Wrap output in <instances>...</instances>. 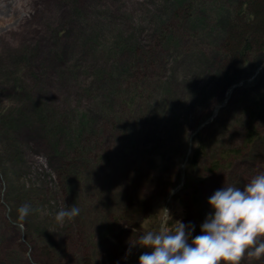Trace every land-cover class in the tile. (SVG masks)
I'll return each instance as SVG.
<instances>
[{
	"label": "rangeland",
	"instance_id": "rangeland-1",
	"mask_svg": "<svg viewBox=\"0 0 264 264\" xmlns=\"http://www.w3.org/2000/svg\"><path fill=\"white\" fill-rule=\"evenodd\" d=\"M217 1L231 5L226 0H192V10L186 2L174 8L173 0H0V264H39L36 254L47 247L32 249L37 245L32 240L41 227L69 246L67 251L82 253L79 240L72 247L69 236L85 232L87 222L96 227V212L83 203L77 221L60 222L56 215L70 206L76 191L69 157L74 160L90 144H95V152L113 156L130 141L123 127H132L136 144L160 148L154 155L147 153V168L157 169L154 166L165 160L178 164L184 142L170 125L163 126L170 123V104L177 123L188 124L189 136L207 119L199 129L207 143L206 157L197 170L203 178L197 186L203 221L213 211L208 198L216 190L225 184L243 190L254 175L264 173V106L252 122L260 134L251 142L244 140L235 106L264 88V68L257 66L249 77L260 76L253 86L244 87L240 80L226 91L222 80L233 67L222 61L228 52L220 49L221 31L215 29ZM199 7L209 9L203 13ZM199 15L204 17L203 28L192 29L189 19ZM168 35L179 40L178 48L167 43ZM129 41L136 42L134 50L124 47ZM141 52L151 54L158 67L133 64L145 78L135 89L134 77L123 80L122 73L111 70L132 64L133 56L144 61ZM219 69L220 78L214 77ZM170 84L175 94L164 90ZM226 95L230 106L217 119L210 117L215 101ZM81 123L92 130L84 128L85 148L63 154ZM223 143L241 150L230 165L217 156ZM215 159L217 167H211ZM81 165L88 167L86 162ZM92 189L85 182L76 194L88 199ZM109 190L116 191L114 183ZM91 193L98 196L97 191ZM63 227L68 234H57ZM240 264H264V254L256 258L246 253Z\"/></svg>",
	"mask_w": 264,
	"mask_h": 264
},
{
	"label": "trees",
	"instance_id": "trees-1",
	"mask_svg": "<svg viewBox=\"0 0 264 264\" xmlns=\"http://www.w3.org/2000/svg\"><path fill=\"white\" fill-rule=\"evenodd\" d=\"M228 1L231 4L229 6L223 3L220 4L217 1L216 5H219L214 10L217 19L215 29L217 28L221 31L220 38L222 37V41L219 44L220 49L222 50L223 48L228 52V58L226 59H224L222 54V58L224 59L222 61L223 63L224 61L225 63L231 62L233 67L231 74L234 72L230 76L231 74H227V69L226 75L223 74L226 78L222 80L226 84V91L240 80L243 81L244 87L253 86L258 82L260 76L254 75L250 80H246L245 78L252 77L257 66L261 65V68H264V62L262 61L264 58V0H226V3ZM185 2L187 3L186 8L194 10L192 0H173L172 3L175 5V8L182 6ZM216 5L210 7V12ZM199 8L203 13H206L209 9L205 7ZM174 13L175 9H171L170 14L173 15ZM190 15L191 13L188 12V16ZM185 19H187V12ZM191 19H189V24L192 29L198 28L201 25L203 28V16L199 15L196 18L195 16H191ZM168 36L166 38L167 43L178 48L180 45L179 40L173 37V35ZM138 41L140 42V40ZM126 42L124 43V47L129 46L132 50L136 48V42ZM141 44H143L142 41L140 46ZM140 55H142L144 61L133 56L131 60L132 64L128 63L122 70L117 71L115 67L111 70L114 75H116V72L122 73L121 78L123 80H126L127 77H129L128 80L134 77L133 87L135 86V89L145 83V78L139 75L141 71L135 70L133 64L157 66L156 60L152 58L151 54H142L141 52ZM261 68L258 69V74ZM220 70L214 72L213 76L220 78ZM171 83L173 84V82ZM172 84L169 85L168 89L164 88V85L163 88L175 94ZM224 98L225 96L218 98L214 105L223 102ZM250 99L248 102H243L244 100L242 99L240 104H235L239 110L237 122H243L241 129L245 142H251L260 134L252 122L255 121L254 119L259 112L258 109L264 106V88L252 95ZM229 100L225 101L213 113L215 117L217 116L215 119L218 118V114L230 106L231 100ZM128 102L132 104L133 100L128 98ZM168 110H171L172 113L169 120L170 123L163 124V126L170 125L173 132L180 133L182 144L184 142V147L177 157L180 159V162L176 165H170L165 160L163 163L154 166L157 169L147 168L148 166L144 164L147 153L154 155L160 152V148L155 143L147 147H141L143 144H136L133 140L136 137L133 134L134 130H132V127H123L125 130L123 134L126 135L127 131L130 132V141L122 144L113 156H109L105 152L102 154L95 152L93 148L95 144H90L87 151L85 149L84 151L80 150L81 154L75 155L74 160L73 156L69 157L68 165L73 167L72 170H75L72 177V188L76 191H74V195H71L70 206H67V208L72 206L80 208L83 203H88L92 211L96 212L95 220L97 225L94 227L93 223L87 222L85 232L77 233L76 235H79L76 237L73 234L69 236L72 247L75 245V241L79 240L77 244L81 245L83 249L81 250V254H73L72 251H67L70 247L67 245L64 247L62 243H59L55 235L51 234L48 229L41 227L39 230H36L33 235L37 240L34 239L32 241H34V244L37 243V245L32 249H36L40 245L47 247L40 248V253L37 252L36 254V257L40 261L39 264H56V262L57 264H138L139 256L144 251H147V249L130 247V242L146 231L159 230L161 224L163 228L172 230L177 226L178 221H180L185 225L191 224L194 226L192 237L200 234L204 206L200 202V197H198L197 186L203 178L197 170L202 159L206 157L207 143L203 139V133L199 130L191 135L190 149L187 153L188 124L181 126L180 123H177L178 115L173 111L172 104H170ZM104 112L109 113L107 110ZM209 113H212V109ZM209 113L207 114L210 115ZM207 114L206 116L208 117ZM244 116H246L245 119H243ZM204 117L201 118L200 116L198 119L201 118L202 120ZM111 118H114L113 115H111ZM196 118L194 117L193 119ZM190 120L188 117V122H191ZM133 124L136 125L135 123ZM81 125L83 126L76 130L75 136L68 142L66 148L63 150V154L75 151L76 149H82V147L85 148L83 142L84 128L89 132H92V130L90 129V124L84 125L81 123ZM117 130L120 133V129L118 128ZM237 151L236 147H229L227 143H223L217 156H220L226 165H230L232 159L237 157L241 150ZM128 154H134L136 159H133L134 157L131 159L127 158ZM83 156H86V158ZM81 162H86L88 167H83ZM218 162L215 159L210 166L217 167ZM61 167H58V169H61ZM77 171L79 172L77 173ZM182 171L184 175L181 178ZM85 182L87 186H93V189L89 192L88 199L85 197L79 198V195L76 194L79 193V188ZM179 182L180 186L169 197L166 203L169 192L176 188ZM112 183H114V187L116 188V191L113 193L109 190ZM190 189L191 193L187 194ZM96 191L98 193L97 197L91 193ZM171 205L174 206L175 211H172ZM170 206L171 209H169ZM194 208L197 209L195 213L193 212ZM79 216L80 212L74 218L75 221L80 218ZM57 234H68V231L63 227L58 230ZM38 243L40 244L38 245ZM61 249L63 250V255Z\"/></svg>",
	"mask_w": 264,
	"mask_h": 264
},
{
	"label": "clouds",
	"instance_id": "clouds-1",
	"mask_svg": "<svg viewBox=\"0 0 264 264\" xmlns=\"http://www.w3.org/2000/svg\"><path fill=\"white\" fill-rule=\"evenodd\" d=\"M208 204L213 211L195 237L194 226L178 221L172 230H149L130 242V247L147 249L138 264H240L246 253L264 254V173L254 175L243 190L225 184ZM79 212L75 206L61 209L56 220H72Z\"/></svg>",
	"mask_w": 264,
	"mask_h": 264
},
{
	"label": "water",
	"instance_id": "water-1",
	"mask_svg": "<svg viewBox=\"0 0 264 264\" xmlns=\"http://www.w3.org/2000/svg\"><path fill=\"white\" fill-rule=\"evenodd\" d=\"M230 89H231V88H230ZM222 104H223V102L220 103V104H218V106H216V107L213 109V111L216 110V109H218V107L221 106ZM206 122H207V119L204 120V121H202V122L196 127V129H195L194 132H196L197 130H199L200 126H201L202 124L206 123ZM183 174H184V172H182V176H183ZM177 186H178V185H177ZM174 192H175V189L171 190V191L169 192V194H168V198H169V196H171ZM168 198H167V199H168ZM161 228H162V226H161Z\"/></svg>",
	"mask_w": 264,
	"mask_h": 264
}]
</instances>
